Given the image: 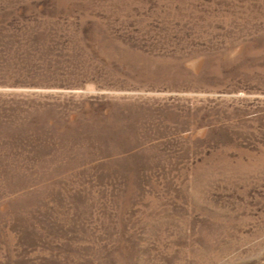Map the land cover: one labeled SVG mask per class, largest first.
Wrapping results in <instances>:
<instances>
[{
    "label": "rangeland",
    "instance_id": "obj_1",
    "mask_svg": "<svg viewBox=\"0 0 264 264\" xmlns=\"http://www.w3.org/2000/svg\"><path fill=\"white\" fill-rule=\"evenodd\" d=\"M0 264H264V0H0Z\"/></svg>",
    "mask_w": 264,
    "mask_h": 264
}]
</instances>
